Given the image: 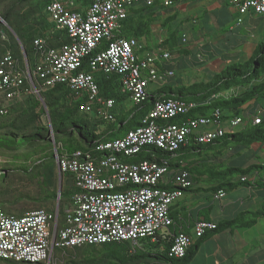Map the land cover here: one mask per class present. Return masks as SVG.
<instances>
[{
  "label": "built area",
  "instance_id": "obj_1",
  "mask_svg": "<svg viewBox=\"0 0 264 264\" xmlns=\"http://www.w3.org/2000/svg\"><path fill=\"white\" fill-rule=\"evenodd\" d=\"M141 1L145 0H89L83 6L78 0H49L44 13L52 28L33 41L31 61L18 36L13 42L8 30L0 29V119L29 97L46 107L43 94L65 86L85 99L82 114L116 123L117 102L101 97L96 73L118 76L133 107L146 101L150 87L166 86L175 74L164 69L173 60L163 46L165 40L147 50L139 39L118 36L130 10ZM227 1L241 15L264 18V0ZM173 4L174 0L163 3ZM242 22L239 19L237 26ZM0 25L8 27L1 17ZM58 34L60 39L55 40ZM103 45L109 46L102 49ZM204 104L158 100L142 125L125 136L72 155L57 154L58 171L72 184L70 202L63 209L58 205L53 211L23 216L11 215L0 206V260L58 264L63 257L57 256L59 252L65 255L68 250L114 243H129L136 251L145 241H155L161 231L169 233L173 206L194 188L191 174L162 161L130 163L124 158L145 148L174 153L190 145H208L239 126L261 124L259 114L223 120L216 109L204 116L191 115ZM224 197V191L215 196ZM216 228L201 220L192 234H174L169 258L184 259L197 241Z\"/></svg>",
  "mask_w": 264,
  "mask_h": 264
},
{
  "label": "trees",
  "instance_id": "obj_2",
  "mask_svg": "<svg viewBox=\"0 0 264 264\" xmlns=\"http://www.w3.org/2000/svg\"><path fill=\"white\" fill-rule=\"evenodd\" d=\"M48 1H45L44 9ZM78 1L83 6L89 3V0ZM177 1L174 0V3ZM15 2L18 4L31 2L32 8L38 6L33 4L35 3L34 0H15ZM156 7L157 3L155 2L152 5L145 3L138 8L133 7L129 12L128 19L123 22L118 36L139 40L148 37L151 26L157 22L159 15ZM162 8L164 9L166 6H162ZM2 17L12 26L18 27V37L25 46L27 56L31 61L33 55L32 43L44 32L38 36L39 32L36 28L22 27V24L30 18V14L21 20L18 16L13 17L11 12L7 11ZM44 18L42 17L40 21L37 20L36 23L43 26L46 32L52 26ZM171 20L173 19H168L165 25H168ZM224 33L227 32L224 30ZM60 36V34L55 36V40L60 39ZM178 37L179 32L177 30L170 32L163 46L171 52L173 58L190 56L192 52L187 47H190L192 43L187 44L184 42V38L179 42ZM108 46L103 45L102 49H107ZM147 50H149V47ZM213 62L216 61L213 60ZM204 64L206 65V63ZM164 69H168V67H164ZM171 71L175 74L174 68ZM95 79L100 87L101 97L105 100L113 99L117 102L116 109L114 110L118 114L116 123H110L103 119L100 120L95 116L82 114L80 107L85 102V99L77 98L76 94L65 86H57L43 94L51 118L53 133L58 138H64L63 143L65 148L63 147V150L65 153L60 152L59 155H72L75 151L93 148L100 141L105 142L125 136L129 131L142 125V120L154 108L158 100H182L199 104L206 103L202 106L199 105L191 115L204 116L216 109L221 111L223 120H229L236 116L250 118V116L259 114L262 118L261 124L258 126L252 125L251 127L249 125L244 131L236 134H227L211 144L190 145L174 153H163L154 148H145L139 155L131 158L125 157L124 161L130 163L145 160L166 162L172 169L175 168L189 172L194 182V188L200 183L201 179H207L210 188L204 189V187L200 186L193 190L195 193L206 191L216 194L224 191L229 194L242 187L264 189V163H252L245 167H228L226 164L227 160L225 161L227 150H233L230 156L235 157L241 155V151L250 150L257 145L259 149L256 151L255 158H259L258 154L264 149V43L256 46L253 55L248 61L236 63L232 67L228 66V64L225 65L220 71L214 73L206 83H189L186 86L178 83V80L173 77L172 80L170 79L171 81L169 80L170 84L168 83L161 89H156V95H150L146 101L141 105L133 107L128 113L122 106L123 102L128 101V97L122 93L120 78L116 75L96 73ZM35 104L37 105L38 103L36 102ZM15 108L12 109L11 113H13ZM251 108H254L253 112L249 111ZM247 111L248 113L246 114ZM80 115L88 118L85 119ZM27 124V127L33 124L42 126L41 116L33 112ZM25 128L26 126L18 127V130L24 131ZM102 129L104 131L100 133ZM49 130L48 127H35L30 134L25 132L22 135H15L16 140L11 142V144L23 146L25 143H33L36 140H51ZM63 178L68 179V177ZM72 195L73 188L70 186L58 198H60V201L67 199V203H69ZM56 198V193L49 195V199L51 200ZM207 212L210 213L211 208H208ZM172 218L174 222L177 221L173 214ZM259 218H264V209L257 212L242 213L232 221L216 225L217 228L213 232L218 233L233 231L236 228H250L257 223ZM172 227L169 233L157 235L155 241H145L142 248L136 251H133L129 243L88 246L75 249V251L86 249V257L83 264H190L194 258V250L198 249L202 243L210 238V232H207L197 241L184 259L173 260L169 258L174 240ZM70 251L64 252L66 254ZM0 262L13 263L1 260ZM67 264L80 263L72 260Z\"/></svg>",
  "mask_w": 264,
  "mask_h": 264
},
{
  "label": "rangeland",
  "instance_id": "obj_3",
  "mask_svg": "<svg viewBox=\"0 0 264 264\" xmlns=\"http://www.w3.org/2000/svg\"><path fill=\"white\" fill-rule=\"evenodd\" d=\"M45 1L46 0H34L35 3L33 4L38 6L32 8L31 2L18 4L15 0H0V17L3 19L2 15L7 11H10L13 17L18 16L21 20L23 17L30 14V18L22 24V27L36 28L39 32V36L45 32V29H43V26L37 25V20L40 21L42 17H45L44 19L48 22L44 14ZM144 2L147 3L146 1ZM141 5L142 2H139L134 7L138 8ZM239 19H242L243 22L240 26H236ZM228 20L229 23L224 27V30L228 34V41L226 37H223L213 42L212 45L209 46V51L212 52H210L208 56L217 60L215 65H220L222 60H224L228 62V66L232 67L236 63H244L251 58V53L249 54L247 50L251 44L257 46L258 44L264 43V18L241 15L236 9H232L231 16ZM5 22L8 24V27L0 25V29L8 30L14 42L16 36H18L19 29L17 26H12L8 21ZM233 29H235L236 32H234ZM182 34L178 37L179 42L183 40ZM186 36L188 44L193 43V38L190 35ZM236 39L243 40V44L236 45ZM197 46L199 47L201 44ZM187 48H189V46ZM204 55L207 56L204 50H201L200 47H194L190 56L174 57L177 61L174 64L176 80L183 82V85L186 86L188 82L190 84L200 82L206 83L208 79L214 75V71L212 69H205L204 71L200 69L205 65L204 63L209 61L208 58V60L205 61ZM182 60L185 62L184 64ZM219 65L215 66L217 67V71L221 70ZM149 93L151 95H156V87H150ZM36 102L39 105H36ZM122 106L127 113L133 108L129 100L123 102ZM249 111L253 112L254 108H251ZM33 112L41 116V125L50 129L51 140H36L33 143H25L23 146L11 144V142L16 140L15 135H22L25 132L30 134L33 128L42 127L39 124H33L27 127V122ZM247 113L248 111L246 114ZM80 116L85 119L88 118L84 115ZM251 117L252 116H250V118ZM24 126H26L24 131L18 130V127ZM251 126L252 124H250L249 127ZM244 130V126H239L234 130V133ZM103 131V129L100 130V133ZM227 131L231 132L230 129H227ZM63 141V137L58 138V136L53 133L47 106L44 107L34 96L26 98L16 106L13 113L8 117L0 119V206L9 214L23 216L28 212L36 210L53 211L58 205H61V208H63L68 204L67 199L59 201L58 198L59 194L61 195L64 190L71 186L70 181L60 177L58 171L56 158L57 154H60V152L65 153L63 150V147L65 148ZM258 149L259 146L256 145L250 150L241 151V155L235 157L230 156L233 150H227L225 153L227 166L245 167L252 163L263 164L264 149L258 154L259 158H255ZM208 182L209 181L204 178L200 180L199 185L206 189V187L209 186ZM53 193L57 194V198L51 200L49 199V195ZM201 193H203L204 196L210 194V192L206 191H202ZM209 203L212 204L210 201ZM159 234L163 235L164 231H161ZM85 250L86 249L74 250L65 255L59 252L57 256L63 257L58 264H67L72 260L76 261V263L83 264L86 257ZM195 253L197 254V251H195ZM0 264L13 263L0 262Z\"/></svg>",
  "mask_w": 264,
  "mask_h": 264
},
{
  "label": "crops",
  "instance_id": "obj_4",
  "mask_svg": "<svg viewBox=\"0 0 264 264\" xmlns=\"http://www.w3.org/2000/svg\"><path fill=\"white\" fill-rule=\"evenodd\" d=\"M145 1L147 2V0ZM152 1L157 3L156 9L159 15L157 22L151 26L149 36L141 41L147 44L149 49H154L161 40H167L169 33L174 30L179 32V36L184 33L182 35L187 44L186 35H190L193 38V43L189 47L191 52L194 47H200L207 53V56L204 55L205 61L208 59L209 61L202 71L212 69L214 73L218 72L215 66L219 64L215 65L216 62H213V60H217L208 56L212 52L209 51V46L223 37H226L228 41V34L224 33V27L229 23L228 18L231 16V10L235 8L229 6L227 0H178L172 6L164 9L162 6H164L165 0ZM141 2L142 5L145 4L144 1ZM250 16L255 17V15ZM171 18L173 20L165 25ZM233 31L236 32L235 29ZM243 42L241 39H236V45H241ZM198 44L201 46L198 47ZM255 47L256 45L251 44L247 48L251 56ZM176 62V59L173 58L171 64L167 66L168 69H173ZM182 63L185 62L182 60ZM227 63L222 60L219 67L222 69ZM178 83L183 84L180 81ZM198 187H200L199 184L187 191L185 196L173 206L172 214L177 220L172 227L174 234H192L197 222L201 220L219 225L236 219L242 213L264 209V189L242 187L232 193H226V197L223 199H217L215 198L217 193L211 192L205 196L203 193H195L193 190ZM208 188L210 187H206V189ZM208 208H211L210 213L207 212ZM190 264H264V218H259L257 223L250 228H236L233 231L218 233L210 232V238L194 250V258Z\"/></svg>",
  "mask_w": 264,
  "mask_h": 264
},
{
  "label": "water",
  "instance_id": "obj_5",
  "mask_svg": "<svg viewBox=\"0 0 264 264\" xmlns=\"http://www.w3.org/2000/svg\"><path fill=\"white\" fill-rule=\"evenodd\" d=\"M25 55L27 56L26 51H25ZM59 176L62 177V176L60 175V173H59ZM60 196H61V195L59 194V197H60ZM59 201H60V198H59Z\"/></svg>",
  "mask_w": 264,
  "mask_h": 264
},
{
  "label": "clouds",
  "instance_id": "obj_6",
  "mask_svg": "<svg viewBox=\"0 0 264 264\" xmlns=\"http://www.w3.org/2000/svg\"><path fill=\"white\" fill-rule=\"evenodd\" d=\"M228 5H229V3H228ZM229 6H230V5H229ZM231 7H232V6H231ZM235 9H236V8H235ZM236 26H237V25H236ZM260 117H261V116H260ZM261 119H262V118H261ZM248 126H249V125H248ZM248 126H247V127H248ZM247 127H246V128H247ZM246 128H245V129H246ZM233 134H236V133H233ZM218 193H219V192H218ZM218 193H217V194H218ZM212 232H213V231H212Z\"/></svg>",
  "mask_w": 264,
  "mask_h": 264
}]
</instances>
